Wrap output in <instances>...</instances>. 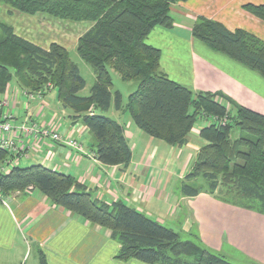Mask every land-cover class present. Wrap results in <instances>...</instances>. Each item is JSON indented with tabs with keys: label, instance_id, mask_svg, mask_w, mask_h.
I'll return each instance as SVG.
<instances>
[{
	"label": "trees",
	"instance_id": "obj_1",
	"mask_svg": "<svg viewBox=\"0 0 264 264\" xmlns=\"http://www.w3.org/2000/svg\"><path fill=\"white\" fill-rule=\"evenodd\" d=\"M186 0H0L19 13L45 14L54 19L89 22L90 29L76 43L80 58L92 67L95 83L89 95L79 96L85 82L62 46L52 43L43 49L14 34L0 21V96L12 81L30 93L55 91L73 124H80L90 136V150L106 166L126 167L131 151L123 128L100 112L111 106L126 111L143 133L171 147H182L198 121L204 141L186 181L198 177L214 192L228 187L264 215V115L244 107L230 111L219 97L194 93L170 80L160 71L161 52L146 38L156 28L171 29V8ZM243 9L264 21V5L247 4ZM192 36L210 50L257 73L264 79V42L243 31H228L218 22L199 18ZM110 71L122 81L137 83L136 90L122 105L112 91ZM215 119V120H214ZM213 120V121H210ZM233 130L242 135L233 139ZM9 153L0 149V163ZM197 186L180 183L183 196L195 197ZM37 190L55 208L104 229L120 245L114 259L143 264H233L211 254L192 241L181 242L174 230L121 202L107 206L93 199L72 177L42 166L13 167L0 173V195ZM39 264H46L38 254ZM191 260L190 262H188Z\"/></svg>",
	"mask_w": 264,
	"mask_h": 264
},
{
	"label": "crops",
	"instance_id": "obj_2",
	"mask_svg": "<svg viewBox=\"0 0 264 264\" xmlns=\"http://www.w3.org/2000/svg\"><path fill=\"white\" fill-rule=\"evenodd\" d=\"M247 4L264 5V0L179 2L170 11L172 28H154L145 42L160 50V71L168 79L194 93L219 96L216 99L232 112L236 107H244L264 115V79L210 50L191 34L197 20L203 18L220 23L230 32L243 30L264 42V21L246 12L243 6ZM3 11L7 19L19 24V33L14 24H7L15 35L46 50L52 43L66 49V43H77L91 27V23L85 22V30L74 38L65 41L63 36L57 40L34 22L42 16L52 17L41 13L26 15L8 7H3ZM47 21L50 25L58 23ZM26 94L12 81L0 96L3 114L12 119L13 128L6 138L17 149L14 167L39 165L68 175L96 201L107 206L121 202L174 231L181 230L186 219L202 245L217 252L236 246L255 263L264 264V215L229 201L219 189L210 192L197 186L200 190L195 197L183 196L178 189L180 183L196 186V179L186 181L185 176L204 145L199 131L205 127V121L194 126L184 146L171 147L143 133L126 111L111 106L105 112H112L110 119L123 128L131 151L128 166L112 167L90 157L93 152L87 129L71 122L69 111L61 107L55 91L34 95L32 100ZM34 122L72 135L83 152L65 148L46 137H34L27 129ZM8 155L6 160L15 157ZM2 200L0 264H27L32 252L35 257L31 264H39L40 252L46 264H143L136 260L125 263L115 260L120 245L110 239L107 231L55 208L37 190L12 193L2 196Z\"/></svg>",
	"mask_w": 264,
	"mask_h": 264
},
{
	"label": "rangeland",
	"instance_id": "obj_3",
	"mask_svg": "<svg viewBox=\"0 0 264 264\" xmlns=\"http://www.w3.org/2000/svg\"><path fill=\"white\" fill-rule=\"evenodd\" d=\"M3 7L7 8L8 6L4 5L3 3L0 2V21L3 22L4 24H14V29L16 30L17 33H19L20 28H19V24H16V20L13 21V19H7V13L5 14L3 11ZM10 8V7H8ZM11 12V10H8V12ZM9 12V13H10ZM22 17H28L26 15H22L19 14ZM45 16H42V18H35L32 21H34L37 25L42 26V28H45L47 33L50 34V37H55L57 40H60L59 38L64 37V40L66 41L67 38H74L75 36H77L78 34H80L81 32H83L85 30V25L87 23L82 22V23H78V22H72V21H65V20H57V19H53V18H44ZM51 21V22H56L58 21V23H56V25H50L49 22L47 21ZM55 20V21H54ZM11 21V22H10ZM26 34V33H25ZM27 35V34H26ZM76 44V43H75ZM70 45V42L66 43V50L68 52L69 58L71 60L72 63H74L76 65V67L79 70L80 76L83 78L84 82H85V87L84 89L79 92V96L82 97H86L89 95L90 89L91 87L94 85V81H95V74L94 71L92 69L91 66H89L86 62H84L80 56L78 55V53L76 52V45ZM110 75H111V80H112V93L113 92H119L121 94L122 97V105L124 106L127 102V97L133 93L136 88H137V83L134 81L131 82H125L122 81L120 76L113 72L110 71ZM263 79V78H262ZM263 94V93H262ZM27 110V108H26ZM70 113V112H68ZM112 112H100L99 114L107 117V118H111V114ZM198 125H200V121L197 122ZM196 124V125H197ZM207 124V123H206ZM242 134L238 131V130H233L231 132L230 137L235 139L238 136H241ZM194 185L200 187L201 189H207L208 190V182L202 178V177H198L196 178ZM228 187H224L221 186L219 187V191L223 193V197L224 198H228L231 200H236L237 202H239L240 204H244V205H248L251 206L252 208H255V206H252L251 202L248 201L247 199H242L239 196H236L234 193H230ZM26 192H29V190H27ZM167 228H170L167 224L164 225ZM172 230H174L173 228H171ZM179 235L180 241L183 242H188V241H192L194 243H196L197 245H199L202 249L209 251L211 254L214 255H218V256H222L224 259H226L227 261H229L230 263L233 264H257L255 263L252 257H250L249 255L245 254V252H243L242 250H240L239 248H237L236 246H232V247H226L223 248L221 251L217 252L214 249H210L204 245H202V243L196 239V236L194 234L193 228L192 226L187 222V220L185 219V222L182 225V229H175ZM33 257L34 256V252L31 253L30 258L27 261V264H31L33 262ZM191 260H189L188 262H190Z\"/></svg>",
	"mask_w": 264,
	"mask_h": 264
},
{
	"label": "built area",
	"instance_id": "obj_4",
	"mask_svg": "<svg viewBox=\"0 0 264 264\" xmlns=\"http://www.w3.org/2000/svg\"><path fill=\"white\" fill-rule=\"evenodd\" d=\"M48 88L50 89L51 86L50 84H46L45 88L43 91H39L38 93H30L28 92L27 97L28 99L32 100L34 99V95H41L45 92L48 91ZM27 104H24V110H26ZM2 104L0 103V149H3L7 151L11 156H15L16 154V147L13 145V142L6 138V136L9 134L11 129L13 128V125L11 124V117L8 114H3L2 112ZM215 120V119H214ZM213 121V120H210ZM27 129L34 135V137H41V138H49L52 142L59 143L65 148L72 149L75 151H78L80 153L83 152L81 144L72 137V135H64L63 132L60 130H52L51 128L45 126V125H40L39 123H31ZM89 155V154H87ZM90 156V155H89ZM94 155L92 154V156ZM18 158L15 156L12 161L6 160L3 163H0V172L1 173H8V170L13 168L16 165V161ZM0 201L3 202L2 196L0 195Z\"/></svg>",
	"mask_w": 264,
	"mask_h": 264
}]
</instances>
